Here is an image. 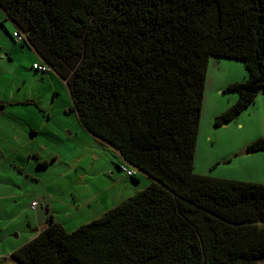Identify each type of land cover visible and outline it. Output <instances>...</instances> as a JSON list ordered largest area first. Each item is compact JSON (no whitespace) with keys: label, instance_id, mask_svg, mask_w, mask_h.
<instances>
[{"label":"trees","instance_id":"16d2710c","mask_svg":"<svg viewBox=\"0 0 264 264\" xmlns=\"http://www.w3.org/2000/svg\"><path fill=\"white\" fill-rule=\"evenodd\" d=\"M0 8L38 63L67 83L82 127L152 179L72 232L51 217L12 253L17 263L264 264V183L195 172L210 58L243 61L249 72L226 88L238 97L216 127L264 93V0H0ZM247 149L264 152V138Z\"/></svg>","mask_w":264,"mask_h":264},{"label":"rangeland","instance_id":"374dc122","mask_svg":"<svg viewBox=\"0 0 264 264\" xmlns=\"http://www.w3.org/2000/svg\"><path fill=\"white\" fill-rule=\"evenodd\" d=\"M15 30L0 8V104L23 103L0 109V264H19L12 253L51 217L72 232L151 183L141 172L127 176L119 153L82 127L65 81L33 69L38 55L14 40ZM248 76L243 61L210 58L196 173L264 183V152L238 156L264 138V95L234 121L215 126L238 97L226 88Z\"/></svg>","mask_w":264,"mask_h":264},{"label":"built area","instance_id":"2783aa9c","mask_svg":"<svg viewBox=\"0 0 264 264\" xmlns=\"http://www.w3.org/2000/svg\"><path fill=\"white\" fill-rule=\"evenodd\" d=\"M13 38L17 43L24 44L26 41V37L21 34L18 30L13 34ZM33 69L43 72V73H48L51 71V68L46 65L45 63H36L33 65ZM122 171L127 175V176H134L138 173V170L134 167H131L130 165H124L122 167ZM38 208V202L34 201L32 203V209H37Z\"/></svg>","mask_w":264,"mask_h":264},{"label":"crops","instance_id":"0c3cea01","mask_svg":"<svg viewBox=\"0 0 264 264\" xmlns=\"http://www.w3.org/2000/svg\"><path fill=\"white\" fill-rule=\"evenodd\" d=\"M15 25V24H14ZM16 27V26H15ZM17 30H15L14 32H13V34L16 32ZM13 34H12V36H13ZM38 60H41L40 59V57L38 56V58H37ZM34 64H36V62H33V65ZM46 74H48V73H46ZM66 83V82H65ZM67 84V83H66ZM262 95H264V93H261L258 97H257V99H256V101H255V103H257L260 99H262V98H260V97H262ZM264 97V96H263ZM255 103L254 104H252L253 106L255 105ZM260 103L261 104H263L264 105V98H263V101H260ZM21 104H23L21 101H18V102H13V103H10V104H0V109H6L7 107H9V106H14V105H21ZM28 105V104H27ZM102 142V141H101ZM106 144V143H105ZM107 145V144H106ZM109 146V145H108ZM112 148V147H111ZM114 149V148H113ZM117 151V150H116ZM118 152V151H117ZM119 153V152H118ZM120 155V154H119ZM120 157L122 158V156L120 155ZM123 159V158H122ZM124 161V160H123ZM125 162V161H124ZM142 173V172H141ZM144 174V173H143ZM147 176V175H146ZM147 177H149V176H147ZM147 179H149V181L151 182L152 181V179L149 177V178H147ZM54 218V220L56 221V219H55V217H53ZM63 225V224H62ZM64 227H65V225H63ZM47 227V226H46ZM46 227H44V228H41V229H38V231H35L36 233L35 234H33L32 236H30V238L27 240V243L28 242H30L31 240H33V239H35L38 235H39V233L40 232H42ZM65 229L67 230V231H69L66 227H65Z\"/></svg>","mask_w":264,"mask_h":264},{"label":"water","instance_id":"95a60500","mask_svg":"<svg viewBox=\"0 0 264 264\" xmlns=\"http://www.w3.org/2000/svg\"><path fill=\"white\" fill-rule=\"evenodd\" d=\"M246 154H249V150L248 149H246L243 152H241L238 156H242V155H246ZM35 231H38V230L36 229Z\"/></svg>","mask_w":264,"mask_h":264},{"label":"clouds","instance_id":"9594fccd","mask_svg":"<svg viewBox=\"0 0 264 264\" xmlns=\"http://www.w3.org/2000/svg\"><path fill=\"white\" fill-rule=\"evenodd\" d=\"M126 163V162H125ZM126 165H128L127 163H126ZM138 172H140V171H138Z\"/></svg>","mask_w":264,"mask_h":264}]
</instances>
